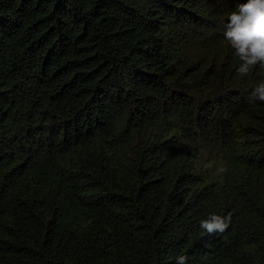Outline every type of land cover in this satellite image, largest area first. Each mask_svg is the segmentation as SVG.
Wrapping results in <instances>:
<instances>
[{
  "label": "trees",
  "instance_id": "1",
  "mask_svg": "<svg viewBox=\"0 0 264 264\" xmlns=\"http://www.w3.org/2000/svg\"><path fill=\"white\" fill-rule=\"evenodd\" d=\"M245 2L0 0V264H264Z\"/></svg>",
  "mask_w": 264,
  "mask_h": 264
},
{
  "label": "clouds",
  "instance_id": "2",
  "mask_svg": "<svg viewBox=\"0 0 264 264\" xmlns=\"http://www.w3.org/2000/svg\"><path fill=\"white\" fill-rule=\"evenodd\" d=\"M233 11L225 27L224 37L235 49L241 61L237 71L246 76L254 66L264 68V0H246ZM264 102V81L260 82L248 97L249 103ZM224 168L218 172L223 173ZM231 223V215H210L199 222V227L207 234L223 233ZM188 257L181 255L176 264H187Z\"/></svg>",
  "mask_w": 264,
  "mask_h": 264
}]
</instances>
